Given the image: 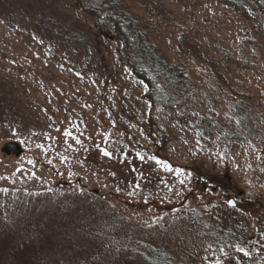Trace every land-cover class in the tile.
Here are the masks:
<instances>
[{"label":"rangeland","instance_id":"1","mask_svg":"<svg viewBox=\"0 0 264 264\" xmlns=\"http://www.w3.org/2000/svg\"><path fill=\"white\" fill-rule=\"evenodd\" d=\"M245 1L124 0L195 89L176 110L117 60L99 1H0V264H264V0Z\"/></svg>","mask_w":264,"mask_h":264},{"label":"trees","instance_id":"2","mask_svg":"<svg viewBox=\"0 0 264 264\" xmlns=\"http://www.w3.org/2000/svg\"><path fill=\"white\" fill-rule=\"evenodd\" d=\"M76 1L84 3L87 0ZM97 1L100 2L99 7L90 9L87 13L106 24L113 34L120 46L117 60L128 62L137 78L149 88L147 101L171 110L182 108L185 103L183 97L191 94L195 89L183 75L184 73H176L157 54L156 47L149 41L150 29L144 19L130 12L124 0ZM216 1H223L240 10L247 5L245 0Z\"/></svg>","mask_w":264,"mask_h":264},{"label":"water","instance_id":"3","mask_svg":"<svg viewBox=\"0 0 264 264\" xmlns=\"http://www.w3.org/2000/svg\"><path fill=\"white\" fill-rule=\"evenodd\" d=\"M3 150H4V152L6 154L15 153L16 156H19L21 154V152H22V149H21L20 145L17 144V143H8V144H6L4 146ZM97 191H95L96 194H97ZM103 198H105V197H103ZM229 205H230L231 208H233V207L235 208L236 207V202L230 201Z\"/></svg>","mask_w":264,"mask_h":264},{"label":"flooded vegetation","instance_id":"4","mask_svg":"<svg viewBox=\"0 0 264 264\" xmlns=\"http://www.w3.org/2000/svg\"><path fill=\"white\" fill-rule=\"evenodd\" d=\"M236 203H237V202H236ZM236 205H237V204H236ZM214 264H220V262H218V261H217V262H216V263H214Z\"/></svg>","mask_w":264,"mask_h":264},{"label":"snow or ice","instance_id":"5","mask_svg":"<svg viewBox=\"0 0 264 264\" xmlns=\"http://www.w3.org/2000/svg\"><path fill=\"white\" fill-rule=\"evenodd\" d=\"M105 155H107V153H105Z\"/></svg>","mask_w":264,"mask_h":264}]
</instances>
